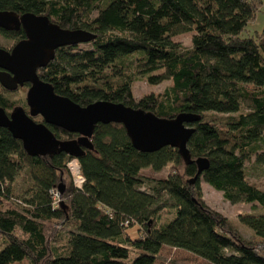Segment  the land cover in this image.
<instances>
[{"label":"trees","instance_id":"1","mask_svg":"<svg viewBox=\"0 0 264 264\" xmlns=\"http://www.w3.org/2000/svg\"><path fill=\"white\" fill-rule=\"evenodd\" d=\"M263 3L0 0V10L45 14L63 28L96 35L58 48L39 70L58 94L82 106L109 100L162 117L201 115L192 124L191 164L176 147L138 150L122 123H99L94 148L80 157L31 155L0 126V264H156L166 245L210 264H264V210L239 215L255 231L248 239L238 222L206 203L201 185L204 180L231 203L264 207V189L247 174L253 159L264 166V29L257 37L242 35ZM189 32L191 45L175 40ZM0 34L14 45L26 37L23 29ZM140 78L171 85L136 97ZM16 91L0 84V107L8 113L29 109ZM49 127L61 140L78 137ZM200 157L210 166L192 183ZM74 159L85 177L82 188L68 167ZM167 166L168 175H156Z\"/></svg>","mask_w":264,"mask_h":264},{"label":"water","instance_id":"2","mask_svg":"<svg viewBox=\"0 0 264 264\" xmlns=\"http://www.w3.org/2000/svg\"><path fill=\"white\" fill-rule=\"evenodd\" d=\"M0 29L19 31L26 37L11 49L0 46V84L9 91L29 85L27 104L16 106L10 113L0 107V126L22 140L31 155H52L65 152L75 157L93 149L92 136L99 123H122L135 148L155 152L171 146L179 149L186 164L193 162L189 141L195 132L193 123L201 115L181 112L175 117H162L143 108H134L122 102L97 100L87 106L58 94L54 86L39 75L54 58L58 48L78 45L95 39L96 35L83 29H66L53 22L48 15L0 10ZM38 116L42 121H37ZM49 125L61 127L78 137L61 140ZM199 170L191 180L194 183L209 168L208 158L196 160ZM61 191L64 187L60 186ZM62 206H65L62 203Z\"/></svg>","mask_w":264,"mask_h":264},{"label":"rangeland","instance_id":"3","mask_svg":"<svg viewBox=\"0 0 264 264\" xmlns=\"http://www.w3.org/2000/svg\"><path fill=\"white\" fill-rule=\"evenodd\" d=\"M264 29V3L261 9L257 12L256 18L248 24L246 29L243 32V36H251L257 37L258 34H261ZM192 32L184 33L175 37V40L180 41L184 45H191L192 44ZM14 45V42L7 37L0 34V46L11 49ZM171 85L170 80H166L161 84L152 85L146 79L140 78L138 81L134 83L133 91L136 97H142L144 95L150 93H162ZM29 89V85L20 87L16 92H14V98H23L25 101L27 98V92ZM29 110V109H28ZM40 120L39 118H36ZM170 172V166H167L163 169L160 173H157L158 176H166ZM150 173V171H147ZM152 174V173H150ZM247 174L249 180L252 182H256L260 187L264 189V166H260L254 162V159L251 162L247 163ZM155 175V174H154ZM204 199L206 203L213 209H216L231 220L238 222L240 225L241 231L244 236L248 239L252 238L255 234V231L246 225L245 223L240 222L239 215L241 213H249V212H261L264 210L259 203H231L225 199L222 191L216 190L210 184L205 182L204 180L201 181ZM263 212V211H262ZM173 214H164L163 219L167 220V218H171ZM132 234H135V231H131ZM5 244H3V237L0 234V248H4ZM16 264H28V261H23ZM156 264H210L205 260L189 253L185 250L171 247V246H164L163 250L161 251L160 255L158 256Z\"/></svg>","mask_w":264,"mask_h":264},{"label":"built area","instance_id":"4","mask_svg":"<svg viewBox=\"0 0 264 264\" xmlns=\"http://www.w3.org/2000/svg\"><path fill=\"white\" fill-rule=\"evenodd\" d=\"M262 1H264V0H262ZM75 162H77V165H74ZM68 167L70 169V172L72 174V177H73V180H74L76 187L82 188L84 183H85V177L81 173L80 163H79L78 159H74L71 162H69Z\"/></svg>","mask_w":264,"mask_h":264},{"label":"bare ground","instance_id":"5","mask_svg":"<svg viewBox=\"0 0 264 264\" xmlns=\"http://www.w3.org/2000/svg\"><path fill=\"white\" fill-rule=\"evenodd\" d=\"M74 165H77V162H75Z\"/></svg>","mask_w":264,"mask_h":264}]
</instances>
